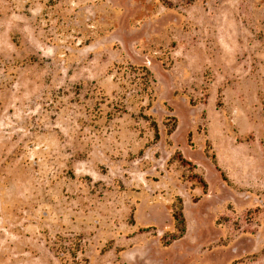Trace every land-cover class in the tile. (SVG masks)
I'll return each mask as SVG.
<instances>
[{"label":"rangeland","instance_id":"obj_1","mask_svg":"<svg viewBox=\"0 0 264 264\" xmlns=\"http://www.w3.org/2000/svg\"><path fill=\"white\" fill-rule=\"evenodd\" d=\"M168 1L0 0V264H264V0Z\"/></svg>","mask_w":264,"mask_h":264},{"label":"trees","instance_id":"obj_2","mask_svg":"<svg viewBox=\"0 0 264 264\" xmlns=\"http://www.w3.org/2000/svg\"><path fill=\"white\" fill-rule=\"evenodd\" d=\"M163 3L167 7H171L172 3L168 0H163ZM129 72L130 76H134L137 80H139V86L143 90L142 93L146 94L147 96L152 95V84L154 82L153 74L151 70L147 66H130L126 70V73ZM149 119V118H148ZM166 126V134L168 136L172 135L178 126V120L176 117H167L165 121ZM153 130H154V139L151 144H155L161 139L160 131L158 124L153 122ZM151 144H146V147H149ZM146 147L141 150V153H144ZM205 154L208 158H210L217 166V158L215 153H210V146L205 149ZM178 162L184 166H187L189 169H196V165L193 164L190 160L186 159L181 151H176L173 157L169 160L168 163ZM219 169V168H218ZM221 177L224 181L229 182L227 176L221 172ZM190 182H194L196 186L202 188L205 192L208 189V183L204 179V177L200 174L194 173L193 176L187 177ZM172 217L174 220V230L167 234V236L161 238V242L164 246L169 247L175 241L183 238L187 232V222L186 217L184 214V203L183 199L178 196L175 202L172 205ZM150 228H142L143 231H148ZM51 251L62 261L72 262L74 264H81L83 262L88 261V259L84 256V252H82L83 256H78L77 252L70 254V251L67 247L63 244L54 243L53 246H50Z\"/></svg>","mask_w":264,"mask_h":264}]
</instances>
